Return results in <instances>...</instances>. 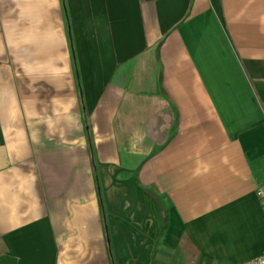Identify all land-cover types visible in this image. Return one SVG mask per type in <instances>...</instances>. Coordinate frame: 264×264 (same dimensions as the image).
<instances>
[{"label":"crops","instance_id":"1","mask_svg":"<svg viewBox=\"0 0 264 264\" xmlns=\"http://www.w3.org/2000/svg\"><path fill=\"white\" fill-rule=\"evenodd\" d=\"M264 0H0V264H242L264 215Z\"/></svg>","mask_w":264,"mask_h":264},{"label":"built area","instance_id":"2","mask_svg":"<svg viewBox=\"0 0 264 264\" xmlns=\"http://www.w3.org/2000/svg\"><path fill=\"white\" fill-rule=\"evenodd\" d=\"M256 197L258 198L260 205H261V209L264 215V186H259L256 189ZM242 264H264V243H263V250L260 254V256H258L257 258H255L252 261L246 262V263H242Z\"/></svg>","mask_w":264,"mask_h":264},{"label":"rangeland","instance_id":"3","mask_svg":"<svg viewBox=\"0 0 264 264\" xmlns=\"http://www.w3.org/2000/svg\"><path fill=\"white\" fill-rule=\"evenodd\" d=\"M262 178H263L262 180H264V173H263V176H262Z\"/></svg>","mask_w":264,"mask_h":264}]
</instances>
